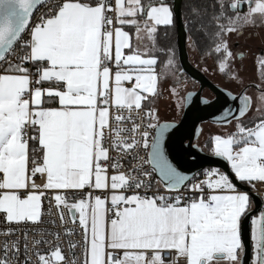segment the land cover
<instances>
[{
  "label": "snow or ice",
  "instance_id": "1",
  "mask_svg": "<svg viewBox=\"0 0 264 264\" xmlns=\"http://www.w3.org/2000/svg\"><path fill=\"white\" fill-rule=\"evenodd\" d=\"M214 7L206 54H220L218 70L227 74V36L264 26V0ZM190 13L205 27V8L193 3ZM173 24L168 0H0V221L43 223L50 192L61 224L62 209L78 220L83 250L69 259L59 232L29 243L27 232L9 239V228L0 264H244L249 217L251 264H264V208L252 215L245 190L264 184V90L254 111L246 89L227 92L217 119L234 120V131L206 145L232 175L212 168L189 183L167 151L176 125L152 106L161 77H172L173 95L181 86L174 50L157 48L158 29ZM258 66L264 76V59ZM229 80L242 83L237 74ZM126 159L136 163L125 170ZM68 193L79 199L69 202Z\"/></svg>",
  "mask_w": 264,
  "mask_h": 264
},
{
  "label": "water",
  "instance_id": "2",
  "mask_svg": "<svg viewBox=\"0 0 264 264\" xmlns=\"http://www.w3.org/2000/svg\"><path fill=\"white\" fill-rule=\"evenodd\" d=\"M172 7L174 8V17L176 19L179 64L182 72L196 81L199 84V88L189 91L194 93V95L190 102L184 101V109L178 121H162L176 125L168 140L167 151L169 158L180 171L190 177V180L209 167L220 169L231 176L227 162L210 156L198 140L201 137L205 123L227 125L219 122L217 118L221 115L222 108L228 106L225 104L226 93L232 91L215 83L191 61L188 50L189 32L183 15V0H172ZM257 86V84L254 85L255 88L259 89L260 87L258 88ZM205 89L211 91L213 97L205 96ZM233 94L235 95V93ZM202 100H206L208 103H203L201 102ZM229 104H231V101H229ZM232 106L235 107V105ZM234 183L239 184L238 181H234ZM245 190L249 192L253 202L252 215L258 214L264 208L263 199L253 192L251 188H246ZM250 219L251 217L242 221L241 228V239L247 250L243 257L244 264H251Z\"/></svg>",
  "mask_w": 264,
  "mask_h": 264
},
{
  "label": "rangeland",
  "instance_id": "3",
  "mask_svg": "<svg viewBox=\"0 0 264 264\" xmlns=\"http://www.w3.org/2000/svg\"><path fill=\"white\" fill-rule=\"evenodd\" d=\"M168 3L172 6L170 0H168ZM126 30L132 33L134 38V29L126 28ZM203 30L204 33L207 32L210 34L215 31V28L210 29L209 27H206ZM206 36L205 40L198 42L194 37L189 35L188 50L191 61L215 83L226 87L233 92H239L241 88L250 83L257 84L260 87L259 89L250 86L247 90V94L252 97L254 111L258 104L257 97L260 95L261 90H264V76H262V70L258 66V60L264 59V26L257 23L256 26L243 27L237 32L230 33L227 36L228 47L233 53V58L229 62L227 74L221 73L218 70L220 54H206L208 50L213 47L210 35ZM193 40L195 43H193ZM145 43L147 44L148 42L145 41ZM171 49H173L175 53V65L177 68L181 69L177 50L175 48ZM232 74H237L241 78L242 83L238 84L236 81L230 82L229 76ZM178 75L180 76L181 86L177 88V94L173 95L172 93V88L175 83L172 77H161V80L164 81L162 84L164 92L152 101V106L157 109L161 121L179 120L184 109L185 95L189 91L197 90L199 88V84L188 77L185 73L179 72ZM204 95L210 98L213 97L211 91L208 89L204 90ZM256 115L258 116L259 113H256ZM234 124L235 121H232L230 126H233ZM211 125L212 124L210 123H205L203 125V131L198 140L200 144H203L210 134L209 130L210 127H212ZM207 169L212 168L209 167Z\"/></svg>",
  "mask_w": 264,
  "mask_h": 264
},
{
  "label": "built area",
  "instance_id": "4",
  "mask_svg": "<svg viewBox=\"0 0 264 264\" xmlns=\"http://www.w3.org/2000/svg\"><path fill=\"white\" fill-rule=\"evenodd\" d=\"M112 156H116L117 154L115 152L111 153ZM123 164L126 165L125 170L128 167H131L132 164H135L136 161H131L129 162L128 159L122 161ZM206 170V169H205ZM204 170L201 171L200 173H198L197 175H195L190 181L189 183H194L198 180L204 179ZM111 174V173H110ZM37 183H41L40 179H37ZM251 190L253 192H255L256 194H258L264 201V184L256 182V188ZM161 191L163 192L164 189L161 187ZM183 191V189H182ZM185 195H190V193L185 192ZM52 193H48L47 197L44 199L43 201V209H44V217L43 220L44 222L38 225H33L31 223L25 225V224H21V225H16V224H12V225H8L2 221H0V240H3L4 237V233L9 229L12 228L14 230V236H10L9 239H13V238H20L23 236V234L25 232H27V236H28V240L29 243H31L32 238L34 236L39 237L42 234H46L48 231L51 232H59L61 235V243L65 252V255L67 258L72 259L73 257V253H75V257L76 258H82V247H80L79 245L82 242V231L79 228L78 225V220L76 224L72 223L71 217L68 213L67 209H62L64 211V222L63 224H61L59 217H58V212L57 209L55 207V202L52 201L51 205L49 204V198L51 197ZM68 198H69V202H72L74 199H79L78 196H74L72 193H68ZM49 209L51 211V215H48ZM52 221H55V224L52 223ZM66 229H71L73 230L72 234L69 236H65V230ZM47 239L52 240L51 236H48ZM69 241L75 242L77 243V248L75 249H69L68 247V243ZM43 247H46L43 246Z\"/></svg>",
  "mask_w": 264,
  "mask_h": 264
},
{
  "label": "trees",
  "instance_id": "5",
  "mask_svg": "<svg viewBox=\"0 0 264 264\" xmlns=\"http://www.w3.org/2000/svg\"><path fill=\"white\" fill-rule=\"evenodd\" d=\"M172 3V0H170ZM193 3L199 4L202 8L206 9L207 14L203 18V25L205 27H201V23H193L192 22V16L190 13V7L193 5ZM215 0H183V15H184V20L186 23V26L188 28L189 35L194 37L198 42H202V40H205L207 37L206 34L204 33V28L209 27L210 29H213L214 26L211 23V17L216 10L215 7ZM177 28H176V19L174 17V24L165 29L163 27L158 29V34H157V48H175L177 50ZM178 53V50H177ZM158 55V60L160 62H164L166 60V57L162 54L157 53ZM159 69L161 65L158 63ZM213 136L212 134H209L206 140L203 142L202 147L204 148L205 151H207V143L210 139V137ZM208 152V151H207Z\"/></svg>",
  "mask_w": 264,
  "mask_h": 264
},
{
  "label": "crops",
  "instance_id": "6",
  "mask_svg": "<svg viewBox=\"0 0 264 264\" xmlns=\"http://www.w3.org/2000/svg\"><path fill=\"white\" fill-rule=\"evenodd\" d=\"M157 72L158 73L160 72L159 66H157ZM163 82L164 81H162L161 79L159 80V82H158V88H157V95L152 98V101H153V99H155V98L159 97L160 95H162V93L164 92V88L162 86ZM211 126L212 127H210L209 132L212 135L220 134V133H223V134L226 135L229 132L234 131L233 126H230V124H227V125H211ZM250 199H251V197H250ZM251 202H252V199H251ZM252 207H253V202H252Z\"/></svg>",
  "mask_w": 264,
  "mask_h": 264
},
{
  "label": "flooded vegetation",
  "instance_id": "7",
  "mask_svg": "<svg viewBox=\"0 0 264 264\" xmlns=\"http://www.w3.org/2000/svg\"><path fill=\"white\" fill-rule=\"evenodd\" d=\"M219 85V84H218ZM254 85H255V83H250V84H248V85H246L245 87H243L244 89H246V93H247V90H248V88L250 87V86H253L254 87ZM221 86V85H220ZM223 87V86H222ZM224 88H226V87H224ZM226 89H228V88H226ZM228 90H230V89H228ZM230 91H232V90H230ZM241 91V90H240ZM239 91V92H240ZM233 92V91H232ZM239 92H233V93H235V94H237V93H239ZM250 96V95H249ZM162 121H178V120H162ZM161 121V122H162Z\"/></svg>",
  "mask_w": 264,
  "mask_h": 264
}]
</instances>
